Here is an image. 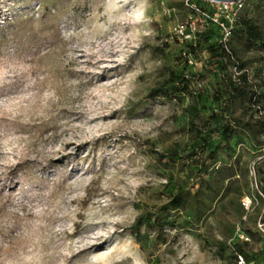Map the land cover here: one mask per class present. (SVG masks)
Instances as JSON below:
<instances>
[{"label":"rangeland","instance_id":"rangeland-1","mask_svg":"<svg viewBox=\"0 0 264 264\" xmlns=\"http://www.w3.org/2000/svg\"><path fill=\"white\" fill-rule=\"evenodd\" d=\"M189 16L186 0H0V264L264 263V136L205 146L190 99L152 97L182 71L201 116L218 108L216 37L200 19L193 53ZM240 16L264 32V0ZM230 49L264 85V50Z\"/></svg>","mask_w":264,"mask_h":264},{"label":"trees","instance_id":"trees-1","mask_svg":"<svg viewBox=\"0 0 264 264\" xmlns=\"http://www.w3.org/2000/svg\"><path fill=\"white\" fill-rule=\"evenodd\" d=\"M199 6L203 13L209 16L214 14L209 3L199 1ZM201 19H206L209 26L213 28L212 33L216 37V43L208 48V52L212 58L219 60L222 64L221 86L212 99V103L218 108L214 110L208 119L201 116V110L205 111L208 108L206 106L199 107V100L196 98L193 82L182 71H172L167 79L166 88L160 92H153L152 97L167 102H183L185 98L190 99L191 104L187 110L203 123L204 129L200 132V135L205 139L203 140L205 146L213 135H218L224 141L230 143L239 133L251 135L252 140L259 144L264 136V92H262L264 85L250 79L248 72H246V63L242 62L235 50L230 49V43L236 34L249 49L260 48L264 50V32L252 19L240 16L231 38L224 42L219 26L210 19ZM202 37L203 33L197 34L193 41L186 42L193 53H195L197 46L201 44ZM232 65L236 67L238 74L236 76L229 73V68ZM237 102L243 104V113L240 118H233L231 124L228 121L230 118L226 116H233V108ZM218 109H221L220 112H218ZM245 118H248V120L244 121ZM220 119L223 120L220 128L215 131L211 130V122L218 123ZM192 126H195V124ZM184 206L183 194H179L167 207L171 210H179ZM146 224L151 225V219H147ZM239 255H244L248 261H252L243 252H238L235 255L236 263Z\"/></svg>","mask_w":264,"mask_h":264},{"label":"built area","instance_id":"built-area-1","mask_svg":"<svg viewBox=\"0 0 264 264\" xmlns=\"http://www.w3.org/2000/svg\"><path fill=\"white\" fill-rule=\"evenodd\" d=\"M199 1L203 0H186V7L190 11V16L186 22V27L182 26L179 28L178 34L183 37V40L186 42H191L195 39V36L199 33L197 24L201 18H207L213 21L216 25L219 26L222 35L223 41L227 42L236 28L237 20L239 18V13L244 7V2L240 3H209L211 9H213L214 14L208 15L202 12ZM201 17V18H200ZM243 207L247 211H251L253 208V202L249 198L243 200ZM256 233L261 239L264 240V216H262L257 225ZM246 241H250L249 239ZM264 252V248L262 249ZM237 264H260L256 261H248L244 255H239L237 259ZM264 264V263H263Z\"/></svg>","mask_w":264,"mask_h":264},{"label":"water","instance_id":"water-1","mask_svg":"<svg viewBox=\"0 0 264 264\" xmlns=\"http://www.w3.org/2000/svg\"><path fill=\"white\" fill-rule=\"evenodd\" d=\"M207 3H217V4H225V3H240L245 0H203Z\"/></svg>","mask_w":264,"mask_h":264}]
</instances>
